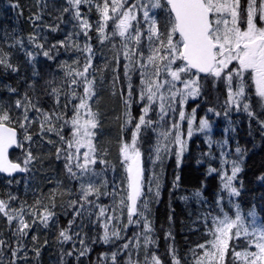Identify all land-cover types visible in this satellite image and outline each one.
I'll return each instance as SVG.
<instances>
[{
    "label": "snow or ice",
    "instance_id": "1",
    "mask_svg": "<svg viewBox=\"0 0 264 264\" xmlns=\"http://www.w3.org/2000/svg\"><path fill=\"white\" fill-rule=\"evenodd\" d=\"M38 2L39 12L29 17L34 31L28 44L35 51L25 47L22 37L12 43L5 40L7 48L25 50L30 64L40 55L56 60L61 50L72 53V59L59 65L65 69L63 85L45 82L50 107L35 94V82L22 93L8 84L0 89L8 93L7 98H0V174L7 185L19 184L16 174L30 173L41 161L33 149L47 144L54 146L55 159L63 160L64 175L74 187L58 180L48 192L36 194L31 204L16 203L19 197L11 192L0 198V220L4 222L0 264H40L49 243L45 238L41 244V232L53 229L59 246L57 264H82L84 260L89 264H165L158 252L151 207L161 196V176L149 163L154 168L159 162L162 173L165 159L175 157L179 168L187 142L197 132L204 134L209 148L214 143L221 148L228 144V140L212 139L210 120L197 117L199 103L188 110L189 101L205 100L218 89L226 93L223 114L232 110L247 114L264 136V0H65L66 6H52L58 12L55 23H44L45 14L53 16V12L46 13L47 0ZM11 7L20 9L19 0ZM93 11L95 21L89 18ZM66 23L72 30L50 42L48 34L60 32ZM93 31L100 45L110 44L113 50L103 67L94 63ZM0 68L19 71L11 51L3 46ZM106 71L112 73L111 95L123 107L118 141L123 177L119 184L108 176L115 166L97 138L101 114L94 105L100 99L98 89ZM97 73H101L99 82ZM38 75L34 70L33 77ZM253 95L261 112L254 109ZM134 106L139 107L138 115H133ZM207 112L221 115L215 107H208ZM145 144L150 146L145 148ZM10 149H19L20 155L10 158ZM234 151L237 159L232 161L230 174L216 167L207 169L208 175H221L222 186L214 194L215 208L201 218L204 241L182 257L172 231L165 234L170 242V264H264V222H258L255 208L242 214L241 204L232 199L241 196L242 182L239 186L234 182L247 149L237 143ZM227 163L221 160V165ZM180 179L176 174L174 188ZM223 193L232 208L226 210ZM65 195L69 197L66 201ZM192 195L209 203L202 188ZM61 215L68 217L64 226ZM168 220L172 221L171 214ZM86 229L99 231L90 236ZM94 245H106L109 250L92 261Z\"/></svg>",
    "mask_w": 264,
    "mask_h": 264
},
{
    "label": "trees",
    "instance_id": "2",
    "mask_svg": "<svg viewBox=\"0 0 264 264\" xmlns=\"http://www.w3.org/2000/svg\"><path fill=\"white\" fill-rule=\"evenodd\" d=\"M16 0H0V14L3 16L0 18V46H3L6 51L12 53V63L19 68L17 73L10 71L5 72L0 68V89L4 84L16 87L22 93L27 89L29 83L35 82V94L41 99L42 104L45 107H50L52 99L50 96L44 93V88L47 86L46 81L54 80L57 86L62 85L60 74V66L56 60H48L42 55L37 56L33 63L28 62V57L25 55V50L20 48L8 49L7 43L14 42V38L22 37L24 39L25 47L28 50H33L28 44V36L34 31L33 24L30 22L29 17L39 12L40 4L38 0H19L21 5L20 9H14L11 7L12 3ZM49 8L46 10L56 12L53 9V0H47ZM60 6H64L61 4ZM22 12L21 14H18ZM47 15V14H45ZM91 21L97 19L96 13L93 11L89 14ZM7 33V36H5ZM96 49L95 62H105V54L107 49L100 50L101 47L96 41V33H91ZM109 60L111 59L108 56ZM63 59V58H60ZM65 60V59H63ZM39 73L38 76L33 77V71ZM58 74L60 80L57 81L55 75ZM110 73L107 76H111ZM108 79V78H106ZM219 95V102L216 101V96ZM8 93L0 90V98H7ZM104 98L108 100L105 95ZM225 100V93L222 89L211 92L205 100L201 101H189L190 106L196 105L197 102L200 104L201 109L215 107L220 109ZM208 101H211L210 103ZM109 102L112 103L111 100ZM119 106L116 109L108 106L103 108L104 119L99 128L103 138L99 141L100 145L105 148H109L111 156L114 152L118 153V141L120 139V128L123 123V119H117ZM229 114L228 118L229 130L233 136H240L239 139L230 136L229 147L231 149L227 151L228 155L224 156V159L230 162L229 167L232 165V161L237 159L235 153V147L237 143L242 148H246V153L240 158L242 171L238 174V181L234 182L239 186L242 182L241 196L233 198L236 202L241 204L242 211L246 214L251 208H255L257 216L260 222H264V180L259 177L264 176V136L261 135L259 124L255 120L249 119L245 113ZM135 114V113H134ZM109 118L111 120H109ZM122 118V117H121ZM241 129H236L237 125L240 124ZM111 125V126H110ZM114 126V129L112 127ZM223 122L221 119L216 121V127H222ZM112 129V130H111ZM119 132V133H118ZM221 128V136H222ZM219 134V129L216 130L215 136ZM119 135V136H117ZM197 140L203 145L198 146L193 142L189 147V150L184 153L183 162L179 168H177L175 157H170L166 164V172L164 175V181L162 186V192L159 202L154 207V221L156 227V236L158 237V252L165 264H170V258L167 255V249L169 241L165 240V234L171 230L175 237V246L178 249L180 255L183 257L189 254V249L195 247L198 243H202L205 239V227L202 221V216L208 211L215 208L212 203L214 194L221 188V177L217 173L212 175L207 174V169L211 167H221V152L223 148L220 146L212 145L209 148L207 142L203 139L201 134L195 135ZM220 136V134H219ZM214 141H220V137L213 139ZM153 142V141H152ZM218 145V144H217ZM150 145L145 144L144 147L148 148ZM34 154L41 156V161H37L32 168L30 173L16 176V179L20 181L19 184L7 185L5 176L0 174V198H5L6 192H11L13 195L19 197V201L16 203L27 201L29 204L36 198V194L39 192H48L56 181L61 180L66 186L74 187L69 184L68 180L64 175L63 160L55 159V148L54 146L44 144L42 147H35L33 149ZM209 152L211 156L207 155ZM51 153V155H49ZM20 155L19 149H14L11 152V157L14 159ZM199 161V162H198ZM179 174L181 177L179 187H173V180L175 175ZM51 181L52 183H49ZM202 188L205 197L208 199L207 204L201 203L195 198L192 193ZM225 196L224 204L226 210L232 208V205L228 203L227 193H223ZM188 197L187 200L182 199ZM59 199V198H58ZM63 199L66 201L68 196L65 195ZM106 201V200H105ZM211 205V208L209 207ZM57 211H61L59 208ZM234 211V210H233ZM172 215V221L169 222L168 216ZM65 217L60 216V222H64ZM65 225V224H64ZM4 228V222L0 220V229ZM54 230V229H53ZM55 231V230H54ZM50 240V239H49ZM44 239L40 238L41 244ZM50 243V241H49ZM48 243V244H49ZM94 250L90 254L91 260L95 261L99 253L108 251L109 247L106 245H94ZM82 264H89L88 260L82 261Z\"/></svg>",
    "mask_w": 264,
    "mask_h": 264
},
{
    "label": "rangeland",
    "instance_id": "3",
    "mask_svg": "<svg viewBox=\"0 0 264 264\" xmlns=\"http://www.w3.org/2000/svg\"><path fill=\"white\" fill-rule=\"evenodd\" d=\"M52 4L55 5L57 8L60 7L61 4H63L64 6H66L65 0H53V3ZM57 14H58V12H55L53 16L45 15L44 16V23H55L56 21L54 20L53 17L55 15H57ZM61 29L62 30L60 32H57V33H49L48 34L49 35V41L50 42H54L57 39H62L64 37V35H65L66 32L72 30V26H71V24H67V23L66 24H62L61 25ZM92 43H93V45L95 47L94 41H92ZM95 49H97V48L95 47ZM98 49H100V50L107 49V51L106 52H103V54H105L107 56H110L112 58L113 50L111 49V45L110 44H105V45H103L101 47H98ZM34 51H35V49H34ZM60 58H63L65 60L60 59ZM71 59H72V53H70V52H64L63 50H61V54L57 57L56 61L60 65V63L63 62V61H68L69 63H71ZM94 63H95V65L97 67H103L104 64H105V62H102V61H100V62L97 63V62H95V60H94ZM59 71H60V74H62L61 84L63 85L64 84V80H65V77H64L65 69L60 68ZM110 73H111V71H106V72L103 73L104 83L98 89L99 90V94H100V99H99L98 103L96 105H94V108H98L99 109V112L101 114L100 115V122H101V124H102L103 121L105 122L104 117H105V115H107V114H104V116H103V108L106 107V102L107 101H108V106L111 107V108L116 109V106L117 105L119 106V110H118L117 113L120 116V118L122 117L121 120L123 119V116H122V113H123L122 103L120 102V100H119L118 97L112 96L111 95V92H110L109 84H110L111 76H107ZM55 78H56L57 81L60 80L58 74L55 75ZM100 78H101V73H97V80H98V82H99ZM106 78H108V79H106ZM105 95L108 97V100L106 98H104ZM225 98H226V93H225ZM109 100H111L112 103L109 102ZM192 107H195V106H190V108H188V110L190 111V109ZM216 111H218V110H216ZM132 112H133V115H138L139 114V107L138 106H134L133 109H132ZM197 112H199L198 108H197ZM233 112H235L234 114L239 113V112H237L235 110H232V111L229 112V114H233ZM208 114H211L213 116L212 117H209ZM205 116L210 120V122L212 124V133H211L212 139H215V138L219 137V134L217 136H215L216 124H215V122H212V118H215L216 115L214 113H207L206 115L204 113H202V116L200 114L198 116V119L200 117H205ZM109 120H111V119L109 118ZM227 127H229V126H227ZM227 127L224 128V137L221 140V142L224 141V140H228V144L223 147V150H224L223 152L224 153H227V151L230 150V147H229V141H230V139H227L226 138V136L228 135V131H229V128H227ZM112 129H114V126L112 127ZM97 132H98V137L97 138H98V141H100L103 137L101 135H99L101 133L99 131V129L97 130ZM67 134L68 133L66 131L65 132V135H67ZM195 134L196 133H194L193 137L195 136ZM202 135L204 136V134H202ZM117 136H119V135H117ZM193 137L190 140H188L187 146H188L189 142H191V140L193 139ZM203 138L205 139V136ZM153 143H154V137H153ZM107 149H108V152H109V155L107 156V159L111 162L112 165L115 166V172L109 171L108 176H109L110 180L111 179H114L119 184L120 180L123 177V169L120 167L119 162H118V153L117 152H114V155L111 156V151L109 150V148H107ZM169 159H170V157L165 159V161H164V163L162 165V168H163L162 173H161V165L159 164V162L157 163V165L154 168L149 163V168L152 171H155L158 175L161 176V181L164 178V174L166 172V164H167V161ZM222 159H224V156H222ZM230 162L231 161H229L226 165H221V167L219 169H222V171H226V172H228L230 174L231 167H232V165L229 167ZM220 177H221V175H220ZM161 192H162V188H161ZM104 202L105 203H110L111 201L110 200H106ZM155 206H156V203H153L151 205L152 208H154ZM118 214L119 213H117V215ZM242 214H245V213L242 211ZM64 217H65L64 222H60L61 226H64V224H66V222H67L68 217H66V216H64ZM258 222H260L259 219H258ZM54 230H52V232H47V233H45L43 231L41 232L40 238H43V239L47 238L48 241H50V243L46 247H44V249H43V251L41 253L40 264H57V260H58L57 252H58V247L59 246L55 243V231ZM86 231H89V235L91 236V235L97 234L98 231H99V229H93V230L86 229Z\"/></svg>",
    "mask_w": 264,
    "mask_h": 264
},
{
    "label": "flooded vegetation",
    "instance_id": "4",
    "mask_svg": "<svg viewBox=\"0 0 264 264\" xmlns=\"http://www.w3.org/2000/svg\"><path fill=\"white\" fill-rule=\"evenodd\" d=\"M253 91H254V89H253ZM251 100L253 101V106H254L255 111H257V112H261V111H262L261 108L259 107L258 104L255 103L256 98H255L254 95L251 96ZM194 106H195V105H194ZM222 109H223V108H222ZM198 110H199V112H197V117H198L200 114H201V116H202V113H204L205 115L207 114V113L205 112L206 110H204V109L202 110V109H201V106L199 107ZM220 110H221V109H220ZM223 112H224V111H223ZM208 116H209V117H212L213 115L208 114ZM231 117H232V116H231ZM262 118H264V117H262ZM212 119H213V118H212ZM222 120H223V121H222V122H223V125H222V127H219V128H218V129H219V134H220V136H219L220 139H223V137H224V128L227 127V126H229V125H228V123H229V122H228V117L225 116L224 114H223V118H222ZM241 124H242V123L238 124L237 127H236V129H238V130L241 129V128H240V125H241ZM221 128H222V130H223V132H222V136H221ZM230 136H233V134H232V132L229 130V131H228V135L226 136L227 139H232L233 137H235V139H239V137H240V136H233L232 138H230Z\"/></svg>",
    "mask_w": 264,
    "mask_h": 264
},
{
    "label": "water",
    "instance_id": "5",
    "mask_svg": "<svg viewBox=\"0 0 264 264\" xmlns=\"http://www.w3.org/2000/svg\"><path fill=\"white\" fill-rule=\"evenodd\" d=\"M13 149H10V152L12 151ZM11 158V157H10ZM21 174V173H20ZM4 175V174H3ZM16 175H18V174H16Z\"/></svg>",
    "mask_w": 264,
    "mask_h": 264
}]
</instances>
